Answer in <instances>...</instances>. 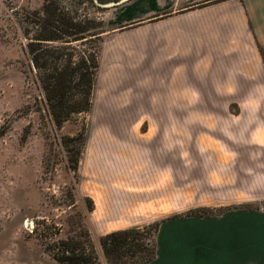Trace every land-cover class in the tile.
I'll return each instance as SVG.
<instances>
[{"label": "crops", "instance_id": "obj_1", "mask_svg": "<svg viewBox=\"0 0 264 264\" xmlns=\"http://www.w3.org/2000/svg\"><path fill=\"white\" fill-rule=\"evenodd\" d=\"M6 3L30 1L0 0V10ZM99 19L88 114L168 125L91 138L92 164L108 173L95 172L104 187L90 193L97 245L158 221L148 264H264V205L248 206L264 203V111L230 108L264 105V0H126ZM197 208L217 212L184 216ZM46 256L38 264H56Z\"/></svg>", "mask_w": 264, "mask_h": 264}, {"label": "rangeland", "instance_id": "obj_2", "mask_svg": "<svg viewBox=\"0 0 264 264\" xmlns=\"http://www.w3.org/2000/svg\"><path fill=\"white\" fill-rule=\"evenodd\" d=\"M29 1L30 4L17 8L6 3L0 10V48L5 47L0 49V264H38L45 261L46 255L55 260L58 240L79 238L82 232L88 233L99 247L89 221L87 197L97 192L92 187H104L94 183L95 172L102 176L108 173L92 164L91 138L108 127L156 129L168 125L157 119L103 121L80 113L58 127L49 113L46 93L28 47L40 29L37 12L42 11L47 0ZM56 1H61L77 20L88 18L90 13L91 19L101 21L103 10L90 0ZM78 45L85 52L75 54L73 67L81 54L88 57L98 51L96 39L74 42L69 47ZM47 66V71L52 70L53 63L50 61ZM78 98L79 95L74 97L75 101ZM230 106L235 112L264 111V105L259 104ZM193 110H201V105H194ZM200 137L193 142L198 143ZM178 143L184 142L178 138ZM178 153L183 158L187 152L182 149ZM74 157H80L78 170L73 169ZM179 166L178 172L183 171V165ZM197 209L217 212L212 208ZM154 236L146 237L151 242ZM100 255L102 264H109Z\"/></svg>", "mask_w": 264, "mask_h": 264}, {"label": "trees", "instance_id": "obj_3", "mask_svg": "<svg viewBox=\"0 0 264 264\" xmlns=\"http://www.w3.org/2000/svg\"><path fill=\"white\" fill-rule=\"evenodd\" d=\"M98 9L105 8L97 6ZM108 2V0H100ZM38 33L28 44L31 60L41 81L47 97L50 115L58 127L71 119L74 114L88 113L93 106V92L96 75L100 67L98 51L89 56L80 55L77 66L73 67L76 53L85 52L80 46L69 47L75 41L84 42L88 37L98 41V30L102 21L95 19L77 20L70 16L61 1L47 0L41 12H37ZM66 56V59H65ZM53 63L52 70L47 71V63ZM74 92V93H73ZM73 94V95H72ZM72 95V96H69ZM79 95L75 101L74 97ZM74 99V100H73ZM73 169H79L80 157L72 158ZM88 211L95 209V202L87 197ZM212 212L196 209L184 216L209 215ZM44 225V224H43ZM159 223L144 228L119 230L99 238L104 255L109 264H148L156 257V245L146 237L156 234ZM55 261L58 264H102L96 244L88 233L82 232L79 238L59 239L54 247Z\"/></svg>", "mask_w": 264, "mask_h": 264}, {"label": "water", "instance_id": "obj_4", "mask_svg": "<svg viewBox=\"0 0 264 264\" xmlns=\"http://www.w3.org/2000/svg\"><path fill=\"white\" fill-rule=\"evenodd\" d=\"M93 1L99 7L108 8V7L114 6L118 3H121V2L126 1V0H120L117 2H115V1L101 2L100 0H93Z\"/></svg>", "mask_w": 264, "mask_h": 264}, {"label": "built area", "instance_id": "obj_5", "mask_svg": "<svg viewBox=\"0 0 264 264\" xmlns=\"http://www.w3.org/2000/svg\"><path fill=\"white\" fill-rule=\"evenodd\" d=\"M32 228H34V226L31 224Z\"/></svg>", "mask_w": 264, "mask_h": 264}]
</instances>
